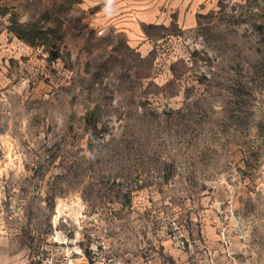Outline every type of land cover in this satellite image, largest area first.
<instances>
[{
    "label": "rangeland",
    "instance_id": "1",
    "mask_svg": "<svg viewBox=\"0 0 264 264\" xmlns=\"http://www.w3.org/2000/svg\"><path fill=\"white\" fill-rule=\"evenodd\" d=\"M0 264H264V0H0Z\"/></svg>",
    "mask_w": 264,
    "mask_h": 264
},
{
    "label": "built area",
    "instance_id": "2",
    "mask_svg": "<svg viewBox=\"0 0 264 264\" xmlns=\"http://www.w3.org/2000/svg\"><path fill=\"white\" fill-rule=\"evenodd\" d=\"M105 33H106V28L102 27L101 29L98 30L97 35L104 36Z\"/></svg>",
    "mask_w": 264,
    "mask_h": 264
}]
</instances>
